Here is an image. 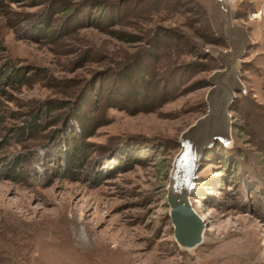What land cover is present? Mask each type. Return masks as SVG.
Listing matches in <instances>:
<instances>
[{
    "label": "rangeland",
    "instance_id": "obj_1",
    "mask_svg": "<svg viewBox=\"0 0 264 264\" xmlns=\"http://www.w3.org/2000/svg\"><path fill=\"white\" fill-rule=\"evenodd\" d=\"M121 1L0 3V264H264V151L251 130L264 132L249 114L264 116V0H152L102 24L99 6ZM111 28L157 30L127 42ZM212 33L225 45L206 43ZM131 62L149 72L143 89L135 72L122 75ZM234 77L244 89L229 104L232 139L204 150L190 197L203 243L184 248L167 203L173 162L183 133L211 111L212 89Z\"/></svg>",
    "mask_w": 264,
    "mask_h": 264
},
{
    "label": "trees",
    "instance_id": "obj_2",
    "mask_svg": "<svg viewBox=\"0 0 264 264\" xmlns=\"http://www.w3.org/2000/svg\"><path fill=\"white\" fill-rule=\"evenodd\" d=\"M2 1L3 0H0V3H2ZM151 1L152 0H122L121 3H119V2L117 3L120 6L117 9L113 8V7L106 8L105 6L104 7L103 6H99L98 11H97V15H100V16L98 17V20L104 21L102 24H107V25L110 24V27H112V25L118 24L119 21H121L122 19H124L125 17L130 15L131 12H133L137 7H142L143 9L146 6L149 7V5L151 4ZM142 8H140V9H142ZM73 9H75V8L72 7V8L67 9V10L71 12V11H73ZM198 9L200 11L199 13H201L202 12L201 11L202 8L199 6ZM140 12H141V10H140ZM91 17H92V20H93V14L91 15ZM95 23H97V22H95ZM98 25H100V24H98ZM155 31H151L150 30V32H149V31L146 30V32H144V31L142 32L144 34L143 36H139V35H134V34L128 32L126 30L115 29V28H111L110 29V33H112L115 37H118L119 39H121L123 41H127V42L146 41L148 39L147 36L151 35L152 37H154ZM165 31H167V30H165ZM158 35L159 34H157L156 36H158ZM212 35L213 36H205L204 39H205L206 43H211V44H215V45H225L224 37H222L220 35H217V34L214 35L213 33H212ZM166 37L168 38V36H166ZM150 41L151 42H150L149 49H144L145 50L144 51L145 55L144 54L142 55V57H146L147 58V60H148L147 64H149V63L153 64L157 60V53H158V47H159L160 39H159V37H156L154 40L151 39ZM176 43H179L180 45H182V44L183 45H188L187 42L184 40V38H179V42H176ZM188 43L190 44V42H188ZM189 47L192 48L193 45H190ZM2 49L4 50V48H2ZM206 52L207 51H205L204 53L207 54ZM183 63H185V62H183ZM138 64L139 63L134 64V62H131L128 67L125 66L124 69H123L124 70L123 71L124 74L122 73V75L128 80V79H130V73L133 74L135 72L134 76H136V78H142V80H143L142 81V86H140V88L143 89V87H144V79L148 78V77H146V74H149V72H148L146 66L144 68H141V66H138ZM194 65L198 66V67L194 68L193 71L206 70L205 67H203L202 65H200L199 63H197L195 61L194 62L193 61H189V63H186L184 66H186V67L189 66L188 67L189 71H191V69H192V67ZM179 66H182V64H179ZM172 67L175 68V66H172ZM105 77H106L105 81H108L109 79H111L113 77V74L107 73ZM130 81H131V79H130ZM163 82H165V84L168 85L169 81L166 78V79L163 80ZM132 83L134 85H136L133 80H132ZM165 84H164V88H165V90H168V87L165 86ZM158 88H159V91H160L161 90L160 84H159ZM99 91L101 93L102 89L99 90ZM137 91H139V89ZM116 92H119V90L116 91ZM113 93H115V92H113ZM131 94H134L135 99L138 100V96L140 95L139 92L136 93L135 91H132ZM150 95H151V97H153L152 94H150ZM99 99L97 100L98 102H99ZM84 104H85L84 101H82L80 103L81 106H78L76 108V110L74 111V115H77V116L81 115V107H83ZM96 105L99 106V103H96ZM48 107H54V106H51V105L49 106L48 104L45 105V108H48ZM240 109L241 108H239V111H240ZM43 110H44V108H43ZM43 110L42 109H38L36 111V114H34L28 120L27 125L23 128L28 134L31 135L32 132L34 131L33 129L36 126L37 122H39L40 117L42 116ZM249 114L253 116L254 120L257 119V121H259L258 122V126L260 127V129H259L258 132H264V116H262L263 118L260 119V113L259 112L254 113V112L251 111V113H249ZM253 122L250 120L249 124L255 125ZM235 124L236 125H234V130L235 131H239V134H241L242 131H245L246 127H245L244 124H241L240 122H237ZM92 133L93 132H90V133H88L86 135L90 136V135H92ZM251 133L253 134V136H255L256 139H260L259 143H256L255 141L254 142H255V144L258 147L261 146V148H262L261 150L264 151V135H260V137L259 136L257 137V132L255 130H251ZM70 143H72V142H70ZM230 150H232V149H230ZM223 161L226 162L225 159H223ZM75 163H78L76 158L70 159L68 161V165H69L70 168H72V166H75Z\"/></svg>",
    "mask_w": 264,
    "mask_h": 264
},
{
    "label": "water",
    "instance_id": "obj_3",
    "mask_svg": "<svg viewBox=\"0 0 264 264\" xmlns=\"http://www.w3.org/2000/svg\"><path fill=\"white\" fill-rule=\"evenodd\" d=\"M243 87L236 88L235 92H241ZM233 92L231 100H229L226 112L227 116L222 113L220 118L221 122L214 124L216 127H228L231 135V116L229 115V104L232 99L236 96ZM211 114V111L207 116ZM196 124V123H195ZM190 126L182 135L189 133L196 126ZM232 137V136H231ZM232 139V138H231ZM221 142L228 144L224 139L216 138ZM215 140L210 143L203 145L198 155L194 157H188L186 147L184 146L183 140H181V150L176 155L172 170L169 177V184L167 187V203L169 204L170 217L174 226V236L180 246L184 248H195L203 243L204 232L207 227L205 220L195 211L193 208L190 197L196 187V179L198 178V169L200 168L199 162L202 158L203 152L206 148L211 147Z\"/></svg>",
    "mask_w": 264,
    "mask_h": 264
},
{
    "label": "bare ground",
    "instance_id": "obj_4",
    "mask_svg": "<svg viewBox=\"0 0 264 264\" xmlns=\"http://www.w3.org/2000/svg\"><path fill=\"white\" fill-rule=\"evenodd\" d=\"M260 16V13L257 14V17L260 18ZM229 80L230 78L220 80L210 92L211 114L200 118L195 124L196 127L183 136L182 140L188 152V157L192 158L194 154L197 156L203 145L210 143L216 138L224 139L227 143L231 141L232 137L227 126L224 128L214 126L215 123L221 122L220 118H217L221 117L222 113L228 118L227 113H225L227 104L236 88L243 87L242 82L237 77L232 78L228 84L226 81Z\"/></svg>",
    "mask_w": 264,
    "mask_h": 264
},
{
    "label": "built area",
    "instance_id": "obj_5",
    "mask_svg": "<svg viewBox=\"0 0 264 264\" xmlns=\"http://www.w3.org/2000/svg\"><path fill=\"white\" fill-rule=\"evenodd\" d=\"M259 13L262 14V12L259 10ZM257 16V12H253L251 13V18H255Z\"/></svg>",
    "mask_w": 264,
    "mask_h": 264
},
{
    "label": "crops",
    "instance_id": "obj_6",
    "mask_svg": "<svg viewBox=\"0 0 264 264\" xmlns=\"http://www.w3.org/2000/svg\"><path fill=\"white\" fill-rule=\"evenodd\" d=\"M236 0H233V2H235ZM248 2H250V1H248ZM241 3H242V1L240 2V5H241ZM250 7L249 8H251V9H253L254 8V6L252 5V3L250 2Z\"/></svg>",
    "mask_w": 264,
    "mask_h": 264
}]
</instances>
